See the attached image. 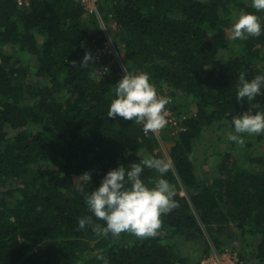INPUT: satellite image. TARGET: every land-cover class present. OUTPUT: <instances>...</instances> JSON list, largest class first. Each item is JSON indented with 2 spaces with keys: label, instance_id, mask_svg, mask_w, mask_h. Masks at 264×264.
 Listing matches in <instances>:
<instances>
[{
  "label": "trees",
  "instance_id": "obj_1",
  "mask_svg": "<svg viewBox=\"0 0 264 264\" xmlns=\"http://www.w3.org/2000/svg\"><path fill=\"white\" fill-rule=\"evenodd\" d=\"M27 3L0 0V264H191L182 247L199 249L197 264L209 241L264 264V158L246 156L252 170L226 152L214 178L201 182L193 165L203 127L232 128L231 116L246 110L235 98L240 73L264 74V33L230 38L233 46L226 38L239 13L255 11L250 0H102L116 24L120 64L96 51L104 32L77 0ZM256 14L264 23V11ZM85 51L94 61L82 68ZM123 69L147 72L170 99L166 107L186 116L183 131L160 138L178 206L161 216L154 237L77 227L90 215L77 190L84 172L91 191L118 165L164 158L141 125L106 115ZM158 178L155 170L142 174L149 187Z\"/></svg>",
  "mask_w": 264,
  "mask_h": 264
},
{
  "label": "clouds",
  "instance_id": "obj_2",
  "mask_svg": "<svg viewBox=\"0 0 264 264\" xmlns=\"http://www.w3.org/2000/svg\"><path fill=\"white\" fill-rule=\"evenodd\" d=\"M250 7L255 11L239 13L231 24L232 41L247 40L264 33V23L256 14L264 11V0H250ZM91 61H94L93 54L85 51L80 66L87 68ZM96 74L98 75L97 71ZM113 91L114 98L106 113L108 118L120 117L134 121L142 126L145 133L157 132L167 126L166 105L170 102L169 98L157 93L147 72L125 71ZM259 96H264V74L248 79L245 73H240L235 98L241 105H247V108L240 114L231 116L232 131L227 133L228 141L243 145V134H264V104L257 100ZM145 168L155 170L159 176L151 187L142 179ZM171 168L170 157L148 156L140 162L110 169L91 191L85 190V185L91 184V174L84 172L76 179L80 181L77 190L83 195L90 215L78 219V229L91 227L93 232L102 237L111 235L115 238L121 233L137 238L156 236L161 228V216L178 206L174 199L175 188L164 178ZM97 259L102 260L103 257L98 256Z\"/></svg>",
  "mask_w": 264,
  "mask_h": 264
},
{
  "label": "rangeland",
  "instance_id": "obj_3",
  "mask_svg": "<svg viewBox=\"0 0 264 264\" xmlns=\"http://www.w3.org/2000/svg\"><path fill=\"white\" fill-rule=\"evenodd\" d=\"M105 26V32L110 37V40L114 44V48L116 50V57L111 58L117 60L120 64V56L118 49L119 45L116 44L114 40L115 30L109 22H106ZM230 36V29H227L226 38H228L229 41ZM229 45L233 46L231 41L229 42ZM25 65L28 66L29 71L33 74V72L35 71L34 59L30 57L27 63H25ZM30 79L33 80V76H30ZM230 131H232L231 127L223 126L219 123L205 125L203 127L197 144L195 145L193 157L194 172L196 178L200 182L208 181L214 178V176L217 174L218 162L220 161L221 156L226 152L233 153L236 156V158L238 159V166L244 168L248 167L249 169L252 168V170L255 169V163L251 165V163H249L245 159V157L248 156L249 158H264V134L258 136H249L247 134H243L245 143L243 145H239L234 142L228 141L227 133ZM156 152H160L164 156V158H167L165 147L157 149ZM145 157L148 156L146 155ZM180 195L185 196V192L182 190L180 192ZM214 230H216V228H214ZM180 241L183 242L182 239H180ZM187 246L190 247L191 245L187 244ZM180 249L182 250L180 253L187 256L191 264H196L194 261L196 260L197 253L199 250L197 247H193L190 249H187L186 247L184 249V247H182Z\"/></svg>",
  "mask_w": 264,
  "mask_h": 264
},
{
  "label": "built area",
  "instance_id": "obj_4",
  "mask_svg": "<svg viewBox=\"0 0 264 264\" xmlns=\"http://www.w3.org/2000/svg\"><path fill=\"white\" fill-rule=\"evenodd\" d=\"M28 0H17V4L19 6L27 5ZM78 4L83 10L84 18H95L99 23L100 28L104 32L105 41L102 46L96 50L98 53L111 57H116V50L114 48V44L111 42L110 37L107 35L106 31V22H109L114 30H116V24L111 20V15L107 13L101 12L100 6L102 0H77ZM107 18V19H106ZM101 57L96 56L95 60L98 61ZM157 90V89H156ZM157 93L160 96H163L162 93L157 90ZM170 101V99H169ZM171 102V101H170ZM169 102V104H170ZM168 109V124L165 128L157 131V132H142L144 136H154L159 144V148H164L163 143L160 138L164 134L175 135L177 132L183 131V123L186 119L184 115H175L169 107ZM210 250L208 254L201 257L197 264H251L246 260L240 258L239 249L238 248H221L216 249L211 242L209 241Z\"/></svg>",
  "mask_w": 264,
  "mask_h": 264
}]
</instances>
